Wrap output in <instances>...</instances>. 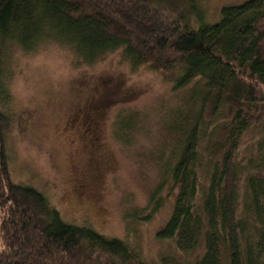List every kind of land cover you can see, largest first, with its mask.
<instances>
[{"label": "trees", "instance_id": "trees-1", "mask_svg": "<svg viewBox=\"0 0 264 264\" xmlns=\"http://www.w3.org/2000/svg\"><path fill=\"white\" fill-rule=\"evenodd\" d=\"M50 38L85 63L122 49L134 66L161 71L176 88L202 78L205 90L194 88L193 102L238 105L220 163L202 157L199 113L185 112L174 127L178 158L164 173L177 192L157 235L180 251H202L159 264H264L263 168L245 175L235 160L237 137L252 124L264 129V116L242 106L264 105V0L224 6L212 23L203 21L198 0H0V45L12 39L29 50ZM4 117L0 108V264H146L124 240L65 222L42 192L11 180ZM207 140L209 151L224 148Z\"/></svg>", "mask_w": 264, "mask_h": 264}, {"label": "rangeland", "instance_id": "rangeland-1", "mask_svg": "<svg viewBox=\"0 0 264 264\" xmlns=\"http://www.w3.org/2000/svg\"><path fill=\"white\" fill-rule=\"evenodd\" d=\"M243 1L198 3L203 21L212 23L222 7ZM196 87L205 90L202 78L176 88L161 71L145 63L134 66L122 49L85 63L51 38L29 50L5 41L0 108L10 178L42 192L65 222L124 240L146 264L193 260L202 245L184 252L157 235L177 192L166 174L178 158L174 127L182 126L185 112L190 119L199 113L202 157L220 163L228 146L225 127L238 107L233 100L215 105L211 97L193 102L188 98ZM242 106L264 116L263 104ZM210 136L224 148L209 151ZM237 143L235 160L243 173L260 166L264 173L261 125L252 124ZM205 176L201 172L200 178Z\"/></svg>", "mask_w": 264, "mask_h": 264}]
</instances>
